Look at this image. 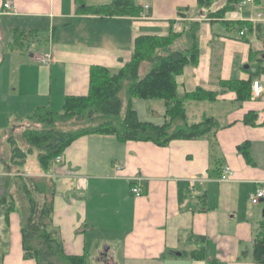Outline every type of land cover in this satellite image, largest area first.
<instances>
[{
  "label": "crops",
  "instance_id": "crops-1",
  "mask_svg": "<svg viewBox=\"0 0 264 264\" xmlns=\"http://www.w3.org/2000/svg\"><path fill=\"white\" fill-rule=\"evenodd\" d=\"M224 1L198 9L197 0H133L140 9L136 15L100 16L76 12L75 0H0V198L7 193L15 199L19 176L46 179L52 189L50 225L63 251L86 253L89 260L92 243L98 264H263L253 258L263 202L252 204L249 195L264 189V0L209 17ZM193 22L198 63L175 77L176 90L215 93L213 100H198L205 102L198 114L191 109L196 101L185 102L188 123L215 119L212 137L156 145L90 134L72 141L45 172L40 165L28 172L11 164L7 138L22 139L38 108L58 112L65 96L85 95L90 66L117 71L130 60L136 37L165 36L170 26L183 31L170 47L185 49L189 39L176 42ZM236 22L245 24L238 29ZM40 31L50 33L47 47L34 51L26 39ZM44 52L53 56L49 64L34 57ZM229 80H259L261 96L253 97L248 86L250 96L239 101ZM134 106L141 121L161 125L167 119L161 100L135 98ZM193 115L199 119L191 121ZM224 167L232 170L228 180L218 176ZM14 203L9 213L0 204V242H10L0 249L2 261L35 264L23 257Z\"/></svg>",
  "mask_w": 264,
  "mask_h": 264
},
{
  "label": "trees",
  "instance_id": "trees-1",
  "mask_svg": "<svg viewBox=\"0 0 264 264\" xmlns=\"http://www.w3.org/2000/svg\"><path fill=\"white\" fill-rule=\"evenodd\" d=\"M240 1L225 0L220 8L209 13V17L222 18L226 12L238 8ZM212 3L213 0H197L196 6L198 9L209 8ZM75 4L76 12L100 16L136 15L140 11L133 0H111L102 5H85L82 0H75ZM244 24L236 22L238 29ZM197 26V22L189 26V45L185 49L170 47L183 34V31H174L170 26L165 36L136 37L130 60L117 71L101 65L90 66L88 91L85 95H67L60 111L40 107L29 118L38 123L40 128L26 127L22 130L21 137L27 144L26 150L17 145L14 136L7 138L11 148V164L21 168L27 154L34 148L37 161L45 172L55 157L61 156L72 141L90 134L112 135L119 142L150 141L156 145H165L173 139L212 137L217 126L215 119L204 116L199 122L188 123L185 102L213 100L215 93L198 88L180 95L176 90L175 77L183 72L186 65L198 63V48L194 40ZM143 61L150 63V70L139 77V67ZM225 82L235 92L237 100L242 101L250 96L248 86L251 87L252 80ZM124 86L125 100L119 96ZM135 98L161 100L166 121L156 125L139 120L134 106ZM248 118H244L246 122ZM68 120L80 121L82 124L74 129L56 125L57 122ZM239 149L249 161L247 144H242ZM15 190V199L5 193L0 198V204L6 206V212L9 213L14 208L15 200L19 201V193L26 197L25 207L20 208L24 259H33L35 264H91L86 253L66 254L63 251L61 241L50 225L51 206L47 198L51 197L52 189L46 179L19 176L15 180ZM39 195L43 196L42 202L38 199ZM257 236L253 258L264 264V221Z\"/></svg>",
  "mask_w": 264,
  "mask_h": 264
},
{
  "label": "rangeland",
  "instance_id": "rangeland-1",
  "mask_svg": "<svg viewBox=\"0 0 264 264\" xmlns=\"http://www.w3.org/2000/svg\"><path fill=\"white\" fill-rule=\"evenodd\" d=\"M87 1L91 2V0H87ZM104 1L105 2H109L111 0H104ZM104 1H101V2H104ZM263 10H264V8H263ZM49 36H50V33L48 31H46V32L45 31H40L37 36L28 37V39H26V44L27 43H32L33 44L32 49L34 51H37V50H40V49H45L47 47V42H48ZM187 39H188L187 36H181L177 40L176 43H178V42L182 43V41H187ZM149 70H150L149 64H147V62L146 63L144 62L141 65V67H140L138 76L139 77L144 76ZM119 96L121 98H125L126 97L125 86L120 91ZM204 103L205 102H199V101L191 102V105H192L191 109H196L195 113L198 114V111L200 112V111L204 110V107L202 108ZM208 109H207V111L209 113H212L211 112L212 109L211 110H208ZM195 116H197V115H195ZM195 116L193 115V117H195ZM198 119H199V117H195V118H192L190 120L194 122V121H197ZM28 123H30L29 124L30 127H34V128L38 127V128H40V125L38 123H36L35 121L34 122H28ZM81 124H82V122L75 121V120H68L67 122H63V123H61V122H57L56 123V125L58 127H62L64 129H74V128L79 127ZM17 143L19 144L20 147H25L26 146L25 142L21 138L17 139ZM36 154H37V151H36V149L33 148L32 152L26 157L24 165L21 168H19V169H23V171H28V172H37L39 170V164H38V161H37ZM63 187H65V186H63ZM18 197L20 199H19V201H17V205H16L17 206V210H16V212H17V215H18V218H19V221H20L21 220L20 208H21V206L25 207V205H26L25 198L26 197L22 193H19ZM39 198H40V196H38V199ZM49 199L50 198L48 197L47 200H49ZM2 226H3V221H2V217H1L0 218V236H3V233L1 232ZM8 232H9V230H8ZM96 237H97L96 241L100 242V240H101L100 237H102V236L101 235H99V236L97 235ZM4 240H5V238H4ZM88 240L89 241L91 240L90 237H88ZM1 241H2V243L0 242V249L1 250H6L7 246L9 247L10 242H9V244H7V243H4V241L2 239H1ZM94 248H95L94 245L92 243H89V247H88V251L90 252L89 253V261L92 264H98V263H96L95 259L92 258V255L94 254ZM1 256H2V254L0 252V264H4L3 261H2ZM13 264H17L16 260H14Z\"/></svg>",
  "mask_w": 264,
  "mask_h": 264
},
{
  "label": "built area",
  "instance_id": "built-area-1",
  "mask_svg": "<svg viewBox=\"0 0 264 264\" xmlns=\"http://www.w3.org/2000/svg\"><path fill=\"white\" fill-rule=\"evenodd\" d=\"M253 0H241L239 2L238 8L241 6L245 5L246 3L252 2ZM4 8H12L9 2H4L3 3ZM175 27V25H174ZM240 35L243 34V31L239 32ZM37 61H39L42 64H49L53 56L50 52H44L39 55L34 56ZM262 85L259 80H252L251 82V94L253 97H260L262 93ZM61 161V156H56L55 157V162H60ZM119 165L117 166V168ZM232 175V170L229 167H224L220 173L219 179L220 180H228ZM132 191L136 194L139 195L140 189L138 187H133ZM262 198H264V189L261 187H257L250 195H249V201L252 204L258 203Z\"/></svg>",
  "mask_w": 264,
  "mask_h": 264
},
{
  "label": "water",
  "instance_id": "water-1",
  "mask_svg": "<svg viewBox=\"0 0 264 264\" xmlns=\"http://www.w3.org/2000/svg\"><path fill=\"white\" fill-rule=\"evenodd\" d=\"M262 202H263V209H262V216L264 217V198H262ZM107 247H104V251Z\"/></svg>",
  "mask_w": 264,
  "mask_h": 264
}]
</instances>
